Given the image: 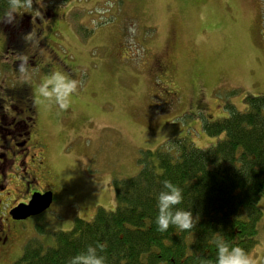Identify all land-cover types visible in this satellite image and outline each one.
Wrapping results in <instances>:
<instances>
[{
  "label": "rangeland",
  "instance_id": "1",
  "mask_svg": "<svg viewBox=\"0 0 264 264\" xmlns=\"http://www.w3.org/2000/svg\"><path fill=\"white\" fill-rule=\"evenodd\" d=\"M31 7L14 16L23 30L39 33L43 55L27 41L21 54L2 52L18 28L0 21V92L21 83L20 55L29 57L33 98L54 70L79 83L66 110L34 99L47 138L36 154L48 173L30 191L49 188L53 201L6 228L11 248L0 264H12L32 238L52 245V234L70 230L75 218L113 210L111 181L136 174L142 151L175 138L214 145L223 133L209 136L202 123L227 116L229 104L245 110V97L264 94L259 0H32ZM259 207L257 243L248 253L264 258V196Z\"/></svg>",
  "mask_w": 264,
  "mask_h": 264
},
{
  "label": "trees",
  "instance_id": "2",
  "mask_svg": "<svg viewBox=\"0 0 264 264\" xmlns=\"http://www.w3.org/2000/svg\"><path fill=\"white\" fill-rule=\"evenodd\" d=\"M6 8L7 0H0V12ZM244 99L247 109L229 104L227 116L202 123L209 136L223 133L214 145L198 148L175 138L142 151L136 174L111 181L113 210L98 207L90 220L75 218L70 230L52 234V245L28 240L12 264H66L97 241L106 243V264H203L215 259L218 236L249 252L264 196V94ZM164 179L182 189L176 207L197 218L193 229L156 230L155 193Z\"/></svg>",
  "mask_w": 264,
  "mask_h": 264
},
{
  "label": "flooded vegetation",
  "instance_id": "3",
  "mask_svg": "<svg viewBox=\"0 0 264 264\" xmlns=\"http://www.w3.org/2000/svg\"><path fill=\"white\" fill-rule=\"evenodd\" d=\"M259 6L262 15L264 0H259ZM16 28L20 31L18 32ZM15 30L11 37L6 38L2 51L14 54L13 56L16 53L21 54L22 45L25 42L24 35L27 33V28L24 30L21 28L19 19H15L13 23V32ZM12 48L15 51L10 52ZM36 51L35 49L33 52L36 54ZM36 65L35 62L33 66ZM2 90L3 92H0V259L8 256L11 248V239L8 237L6 228L11 227L13 221L26 219H13L9 213L10 209L20 202L27 203L31 197V188L38 183L37 178H44V175L48 173L47 169L43 171L44 157H38L36 154V150L42 153V149L47 144V138L41 133L30 86L26 83H16ZM10 184L15 186L13 190L18 192L17 195L20 198L13 197L14 193L10 190ZM46 191L52 192L53 201L54 193L49 188L36 192Z\"/></svg>",
  "mask_w": 264,
  "mask_h": 264
},
{
  "label": "clouds",
  "instance_id": "4",
  "mask_svg": "<svg viewBox=\"0 0 264 264\" xmlns=\"http://www.w3.org/2000/svg\"><path fill=\"white\" fill-rule=\"evenodd\" d=\"M31 5L32 0H7V8L0 12V21L14 23V14L24 11L30 12ZM35 14L41 16L38 10H35ZM24 39L30 42L32 47L38 48L43 55V49L39 47L40 37L37 32L33 30L27 32ZM28 58L27 55H20L18 58L19 63L16 66V72L21 83H28L31 80ZM48 59L47 56L44 57L45 62ZM78 83V80L60 70L51 71L44 75L35 86V102L44 108L55 106L58 110H66L70 106L72 95L77 92ZM160 183L161 188L155 193L156 215L154 222L156 230L165 232L170 225L180 231L193 229L197 218L192 215L190 210L176 207L183 200L182 189L168 179H164ZM213 243L215 259L204 261L203 264H258V261H264V258L254 257L239 245L225 241L223 237L218 236ZM105 247L106 243L100 241L89 244L85 250L70 256L66 264H106L105 256L102 254Z\"/></svg>",
  "mask_w": 264,
  "mask_h": 264
},
{
  "label": "water",
  "instance_id": "5",
  "mask_svg": "<svg viewBox=\"0 0 264 264\" xmlns=\"http://www.w3.org/2000/svg\"><path fill=\"white\" fill-rule=\"evenodd\" d=\"M52 201V192H33L27 203H18L10 209L9 213L13 219H24L36 215L47 209Z\"/></svg>",
  "mask_w": 264,
  "mask_h": 264
}]
</instances>
